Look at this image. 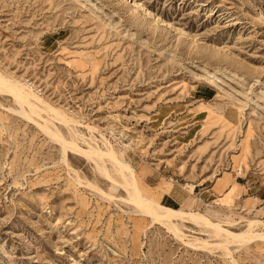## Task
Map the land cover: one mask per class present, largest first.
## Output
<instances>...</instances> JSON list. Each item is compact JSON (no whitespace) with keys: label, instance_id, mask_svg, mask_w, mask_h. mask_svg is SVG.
I'll return each mask as SVG.
<instances>
[{"label":"rangeland","instance_id":"obj_1","mask_svg":"<svg viewBox=\"0 0 264 264\" xmlns=\"http://www.w3.org/2000/svg\"><path fill=\"white\" fill-rule=\"evenodd\" d=\"M0 76V264H264V0H0Z\"/></svg>","mask_w":264,"mask_h":264},{"label":"bare ground","instance_id":"obj_2","mask_svg":"<svg viewBox=\"0 0 264 264\" xmlns=\"http://www.w3.org/2000/svg\"><path fill=\"white\" fill-rule=\"evenodd\" d=\"M131 5H132V10H141V11H144L145 13H148L147 11H145L143 9L142 5H140L138 3L133 2V4L131 3ZM156 20L161 25L165 24L160 18H156ZM27 90H28V88L25 85H22L19 83L17 85L13 84L9 81H6L5 79H3L0 76V92L6 93V94H11L14 97V99L17 100V102L18 101H19V103H20V101L24 102L26 100V98H33V97L36 98L35 96L30 95L27 92ZM34 100H36V99H33V101ZM22 102L20 104H22ZM24 103H26V105L29 104L27 102H24ZM57 116H58V114H57ZM128 177H129V175H128ZM132 177H133V175L131 174L129 180H128V178H127V180L125 179V181L122 180V185H123V183L126 185V187L124 186L125 188H127V186L130 187V195H129L130 200H129V202L131 201V203L135 206V208L138 209L141 213L150 216L152 218L153 222H157V223H161V224L169 223V222H171L172 219L179 218L180 216L184 215L180 211H177V210H174L172 208H169V207H166L163 205H159L158 203H154L150 200L144 199L142 197L140 191L138 190V188H137L134 180L132 179ZM128 192H129V190H128ZM187 216L190 219H193L197 222L201 221L203 224H205L207 226L210 225V223L206 219H204L203 217H201L199 215L190 213ZM259 226H261L263 228V230L259 233H254L253 228L259 227ZM212 227L217 230V231L215 230L216 236H222L225 239H233V240H236V241L241 242V243H248L254 239H259L260 241H264V223H262L260 221H248L247 222L248 229L239 235H233L232 233H229V232L223 231V230L221 231L217 225H212Z\"/></svg>","mask_w":264,"mask_h":264},{"label":"crops","instance_id":"obj_3","mask_svg":"<svg viewBox=\"0 0 264 264\" xmlns=\"http://www.w3.org/2000/svg\"><path fill=\"white\" fill-rule=\"evenodd\" d=\"M211 92H208L204 95H202V98H209V96H211ZM161 204L166 206V207H169V208H172V209H176V205H179V202L177 200V198L175 196H173L172 194H165L162 199H161Z\"/></svg>","mask_w":264,"mask_h":264}]
</instances>
